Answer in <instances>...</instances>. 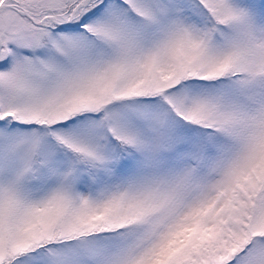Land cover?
Here are the masks:
<instances>
[{"label":"snow or ice","instance_id":"6c2138e0","mask_svg":"<svg viewBox=\"0 0 264 264\" xmlns=\"http://www.w3.org/2000/svg\"><path fill=\"white\" fill-rule=\"evenodd\" d=\"M0 264H264V0H0Z\"/></svg>","mask_w":264,"mask_h":264}]
</instances>
